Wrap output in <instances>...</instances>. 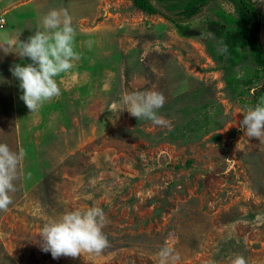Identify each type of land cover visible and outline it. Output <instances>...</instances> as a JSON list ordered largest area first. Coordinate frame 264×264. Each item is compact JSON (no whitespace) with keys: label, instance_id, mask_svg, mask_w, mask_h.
Instances as JSON below:
<instances>
[{"label":"rangeland","instance_id":"rangeland-1","mask_svg":"<svg viewBox=\"0 0 264 264\" xmlns=\"http://www.w3.org/2000/svg\"><path fill=\"white\" fill-rule=\"evenodd\" d=\"M253 1L264 12V0ZM151 2L159 13L134 0H0V42L26 41L49 10H67L80 57L56 77L60 95L30 113L10 68L33 62L0 49V143L26 153L0 211V264H159L165 246L175 264H231L236 255L264 264V143L240 128L264 99L255 100L264 72L235 92L227 78L251 61L231 69L216 59L210 21L219 8L235 13L230 1L209 2L184 30L165 0ZM146 90L165 96V126L117 112L123 94ZM203 104L211 120L190 130L188 108ZM176 127L181 136L171 135ZM93 206L109 247L76 258L42 250L44 224Z\"/></svg>","mask_w":264,"mask_h":264},{"label":"clouds","instance_id":"clouds-1","mask_svg":"<svg viewBox=\"0 0 264 264\" xmlns=\"http://www.w3.org/2000/svg\"><path fill=\"white\" fill-rule=\"evenodd\" d=\"M75 29L67 10L51 9L40 19L37 30L26 40L18 37L0 42L5 54L16 52L21 58L28 57L33 63L26 66L15 64L10 68L19 79L23 90L21 99L30 113L37 111L45 102L60 95L56 77L68 72L73 62L79 60L74 47ZM165 96L155 90L133 91L123 94L121 103L130 115L165 126L166 121L157 114L165 103ZM240 128L244 136L258 138L264 143V99L243 112ZM26 153L23 149L13 151L8 144L0 143V211H7L12 203L10 193L16 191L14 181ZM105 215L99 207L73 210L63 213L44 224L39 232L41 247L51 252L53 258L67 256L76 258L84 254H100L109 241L103 232ZM178 259L167 246L158 253L159 264H175ZM231 264H247L242 255H236Z\"/></svg>","mask_w":264,"mask_h":264},{"label":"trees","instance_id":"trees-1","mask_svg":"<svg viewBox=\"0 0 264 264\" xmlns=\"http://www.w3.org/2000/svg\"><path fill=\"white\" fill-rule=\"evenodd\" d=\"M166 7L171 11H177L179 18L173 21L181 29H187L189 26L185 21L198 14L202 8L213 0H165ZM235 5V13L227 12L223 8L216 9V19H211L212 25L216 28V37L218 39L219 53L216 56L218 61L224 62L223 67L229 66L231 69L239 63L247 60L251 61L250 65L244 66L246 73L239 76V72L235 71L228 77V83H236L230 87L237 92L238 86L251 85L260 78V72H264V45L260 39L261 26L264 21V12L260 11L253 0H228ZM135 6L149 14L159 13V9L151 2V0H134ZM242 93H246L244 90ZM248 92V91H247ZM264 97V87L257 91L255 100ZM208 104L202 106H193L188 108L186 125L190 130H199L204 124L207 125L209 113L202 112V108L206 109ZM206 117L203 118V114ZM207 118V119H206ZM211 119H209L210 121ZM198 124L197 127L195 125ZM183 128L176 127L171 133L172 136L180 135ZM177 137V136H176ZM215 138L220 135L216 134Z\"/></svg>","mask_w":264,"mask_h":264},{"label":"built area","instance_id":"built-area-1","mask_svg":"<svg viewBox=\"0 0 264 264\" xmlns=\"http://www.w3.org/2000/svg\"><path fill=\"white\" fill-rule=\"evenodd\" d=\"M4 21V20H3Z\"/></svg>","mask_w":264,"mask_h":264}]
</instances>
